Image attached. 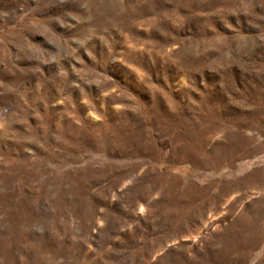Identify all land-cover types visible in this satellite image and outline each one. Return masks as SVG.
<instances>
[{
	"label": "rangeland",
	"instance_id": "1",
	"mask_svg": "<svg viewBox=\"0 0 264 264\" xmlns=\"http://www.w3.org/2000/svg\"><path fill=\"white\" fill-rule=\"evenodd\" d=\"M261 203L264 0H0V264H264Z\"/></svg>",
	"mask_w": 264,
	"mask_h": 264
},
{
	"label": "crops",
	"instance_id": "2",
	"mask_svg": "<svg viewBox=\"0 0 264 264\" xmlns=\"http://www.w3.org/2000/svg\"><path fill=\"white\" fill-rule=\"evenodd\" d=\"M260 209H261V214H262V217L264 218V203H261L260 204ZM262 221H264V220H262ZM250 224H248V226H247V228H246V232L248 233V235L249 236H251L252 235V214H251V219H250ZM263 224H264V222H263ZM263 234H264V228H263Z\"/></svg>",
	"mask_w": 264,
	"mask_h": 264
}]
</instances>
